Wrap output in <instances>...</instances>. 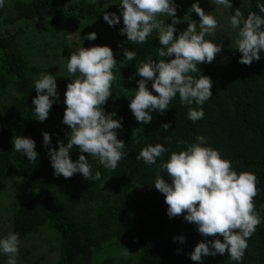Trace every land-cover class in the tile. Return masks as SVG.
I'll return each instance as SVG.
<instances>
[{
    "label": "trees",
    "instance_id": "1",
    "mask_svg": "<svg viewBox=\"0 0 264 264\" xmlns=\"http://www.w3.org/2000/svg\"><path fill=\"white\" fill-rule=\"evenodd\" d=\"M192 1L175 0L184 8ZM119 2L6 0L5 6L0 8V193L11 180H22L31 189L26 202L14 205L12 232L18 233L20 240L38 235L43 229L54 232L60 245V258L51 264H96L97 254L110 243L137 250V254L131 253L130 258L119 264H237L227 254L202 257V262L190 259L189 253L204 237L194 223L183 219L184 214L171 219L166 214L165 197L154 187L161 160L158 158L156 164L146 165L142 159H137L142 147L160 143L168 149L163 156L167 161L171 152L183 150L195 142L197 135H202L206 146L219 150L237 173L249 172L256 177L257 194L253 203L261 223L247 240L248 248L241 264H264V52L259 61L245 65L239 62L242 54L234 49L238 30L233 37L219 32L205 36L206 40L222 46V50L211 63L197 65L212 80L213 95L203 105L204 118L196 122L188 119V106L180 102L177 94L168 110L163 114L152 113V121L141 124L129 108L131 90L140 79L135 74L136 66L149 57L157 59L156 51L161 45L155 31L146 43L130 44L126 35L119 33L123 23L111 27L107 24L103 13L119 15ZM232 7L228 9L229 16L236 8L245 17L251 12L264 15L257 8V0H232ZM184 16L176 25V36L187 28L190 20L199 21L198 16ZM74 17L79 20L82 35L92 32L97 35L87 48L107 45L117 60L112 96L102 107L106 113L115 112L114 118L122 122L117 138L125 141V155L117 168L109 171L92 156L84 154L92 165L93 174L101 173L99 181H87L81 174L71 178L55 176L43 144V132L51 135L50 147L58 148V140L67 144L66 134L70 129L62 119L66 108L64 93L71 77L54 76L59 100L53 104L45 121H38L33 111L34 81L52 67L35 65L32 56L36 49L44 52L53 48V67L62 57L70 58L71 39L61 33V26ZM30 30L38 33L37 38H27V41L34 40L33 45L28 43L31 50L28 54L24 47L26 36L33 34ZM125 48L137 55L121 68ZM148 86L151 90L150 83ZM192 107L198 106L193 104ZM167 122H172V127L162 130L161 124ZM16 135L35 140L38 153L35 163L14 150L12 140ZM79 155V149L74 146L71 159L76 161ZM162 176L171 182L166 174ZM180 236L185 237L183 244L173 240Z\"/></svg>",
    "mask_w": 264,
    "mask_h": 264
},
{
    "label": "clouds",
    "instance_id": "2",
    "mask_svg": "<svg viewBox=\"0 0 264 264\" xmlns=\"http://www.w3.org/2000/svg\"><path fill=\"white\" fill-rule=\"evenodd\" d=\"M209 2L233 8L232 0ZM5 3L6 0H0V8ZM119 5V15L116 12L103 13V19L110 27L120 24L122 18L124 26L119 33L126 35L128 43L144 44L155 31L161 45L156 51L157 59L149 57L136 66L135 74L140 79L129 96V108L135 120L149 124L152 113L163 114L177 94L180 102L188 106V119L193 122L203 119V105L213 95L212 80L197 65L211 63L222 50V46L205 39L218 27L215 16L211 12L205 13L199 0H194L185 16L196 13L199 21L190 20L187 28L176 36V25L181 20L177 17L175 0H120ZM257 8L264 14L261 0H257ZM160 16L171 18V23L166 24L165 19L158 18ZM230 25L232 30H238L233 44L234 49L242 54L239 62L251 65L254 60L259 61L264 52V15L251 12L245 17L236 8L230 16ZM96 38V33L92 32L83 39L94 41ZM80 42L81 46L71 52L66 64L71 77L64 93L66 108L62 119L70 129L66 134L67 144L58 140V148L50 147L48 132L42 133L43 144L55 176L71 178L81 174L87 181H99L101 173L96 171L93 174L92 165L84 154L92 156L109 171H114L125 155V141L117 138V130L123 128L122 122L114 118L115 112L106 113L102 107L112 96L113 70L117 67V60L107 45L85 48L81 36ZM136 55L135 51L125 48L120 67H126ZM165 57L170 59H162ZM34 88L33 111L35 118L43 122L59 100L56 78L49 72L41 73L34 81ZM193 104L198 107H192ZM171 127L172 122L161 124L165 131ZM12 144L14 150L26 156L29 162H36L35 140L16 135ZM74 146L81 153L76 161L70 157ZM167 151L163 144L149 143L141 148L137 159H142L146 165L156 164L158 158L161 160L154 187L165 197L166 214L170 219L184 214L183 219L194 223L204 237L189 253L190 259L202 262V257L227 254L241 264L248 248L247 240L261 223L253 203L257 194L256 177L249 172L237 173L231 161L224 159L219 150L206 146L202 135H197L195 142L183 150L171 152L164 161ZM162 173L167 175L170 183ZM173 240L183 244L185 237H173ZM19 245L18 233L0 236V254L7 256L6 264H18Z\"/></svg>",
    "mask_w": 264,
    "mask_h": 264
},
{
    "label": "rangeland",
    "instance_id": "3",
    "mask_svg": "<svg viewBox=\"0 0 264 264\" xmlns=\"http://www.w3.org/2000/svg\"><path fill=\"white\" fill-rule=\"evenodd\" d=\"M180 1L187 2L188 0ZM193 2L194 0L190 2V5L187 8H184L183 6H181L180 3L176 2L178 6L177 17L179 19L182 15L184 16L185 14H188V9L191 7ZM201 2H205V5H200L204 9L205 13L211 12V14L214 15L218 21V27L215 29V31L207 34L206 36H211L219 32L221 34H224L225 36L233 37L237 30L231 29L228 8H224L223 6L219 5H213L209 2V0H202L199 3ZM189 15L196 17L198 16L196 13H191ZM164 18L165 23L167 21L171 22V18ZM121 23H123L122 18ZM35 27L36 25L32 28ZM41 28H39L38 30H41ZM29 32H33V34H28L26 36L24 47L28 54L31 53L28 43L30 45H33L34 40L32 39L27 41V38H37L38 31L30 30ZM61 33L68 34L71 39L70 54L77 47L81 46L80 36L82 38L83 46L85 48H87L88 45L92 43V40L83 39L85 36L82 35L79 20L75 17L72 18V20L68 22L65 21L62 24ZM53 53V48H48L44 52L40 51L39 49H36L35 54L32 56V62L35 65H39L41 67H52L50 70H46L42 73L49 72L54 76L69 77V73L67 72L66 67L67 59L65 57H62L61 60L55 65L56 67H53V62L55 61L53 60ZM58 79L60 78L58 77ZM30 192L31 189L29 185L26 184L24 181L11 180L7 188L2 193H0V236H5L9 232H12V216L14 205H20L21 203L26 202L30 197ZM133 252L137 254V250L126 247L124 244L110 243L97 254L96 264H101L102 261L108 263L116 261V264H119L123 260L130 258V254H133ZM23 257H25V259ZM59 258V241L55 233L49 229H43L38 235L28 237L24 240H20L18 264H30L31 262L37 261H41L42 264H51L56 262ZM6 261L7 256L4 254H0V263L6 264Z\"/></svg>",
    "mask_w": 264,
    "mask_h": 264
}]
</instances>
